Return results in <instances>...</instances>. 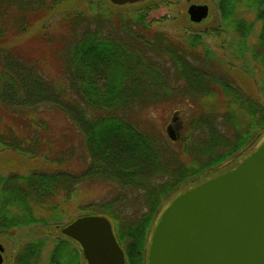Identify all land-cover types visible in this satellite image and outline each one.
Here are the masks:
<instances>
[{"label":"trees","instance_id":"16d2710c","mask_svg":"<svg viewBox=\"0 0 264 264\" xmlns=\"http://www.w3.org/2000/svg\"><path fill=\"white\" fill-rule=\"evenodd\" d=\"M66 2L0 0V147L50 158L54 167L0 173V236L37 224L56 226L60 209L82 184L108 183L122 192L114 200L133 204L136 196L142 212L127 222L130 217L112 210L114 200L84 209L111 220L127 264H146L151 226L167 204L231 169L264 132V0H216L222 25L238 37L228 46L229 56L222 51L217 55L199 34L174 38L150 32L146 7H157L154 3L128 17L118 15L113 23L108 0H84L90 14L69 10ZM241 8L258 21L256 41L250 46L247 38L254 22L237 16ZM60 9L54 25L66 32L53 35L46 22ZM33 28L37 30L28 38L31 44H53L52 71L42 48L26 52L15 43ZM248 59L256 67L255 94L243 89L251 74ZM232 60L241 68L232 67ZM233 69L241 76L239 82L233 80ZM162 102L192 110L188 132L196 136L182 153L171 150L159 134L133 123V109ZM41 110L61 113L81 136L87 160L77 172L63 168L67 151H52L54 131L38 116ZM189 154L190 160L184 161L182 156ZM45 246L44 238L26 239L16 264H41ZM69 248L67 240L58 239L48 261L77 264L78 251Z\"/></svg>","mask_w":264,"mask_h":264},{"label":"water","instance_id":"95a60500","mask_svg":"<svg viewBox=\"0 0 264 264\" xmlns=\"http://www.w3.org/2000/svg\"><path fill=\"white\" fill-rule=\"evenodd\" d=\"M122 6L140 0H108ZM199 23L208 6L191 4ZM168 138L176 140L173 123ZM76 241L87 264H125V256L102 215L77 217L61 228ZM3 247L0 245V264ZM147 264H264V141L233 168L171 200L153 228Z\"/></svg>","mask_w":264,"mask_h":264},{"label":"rangeland","instance_id":"374dc122","mask_svg":"<svg viewBox=\"0 0 264 264\" xmlns=\"http://www.w3.org/2000/svg\"><path fill=\"white\" fill-rule=\"evenodd\" d=\"M151 3L157 4V7L147 10L146 4L151 5ZM190 4L208 5L209 13L207 17L200 23H193L189 20L187 7ZM65 6L69 10L83 9L87 11V14L91 13L87 10L84 0H67ZM143 6L146 7L147 14L145 21L150 25V32L161 31L174 38H185L186 36L192 34H199L198 36L202 39L204 44L209 46L210 49L217 55H220V52L222 51L224 55L227 54V56H229L230 51L227 50L228 46H233L235 43H237L238 37L236 36L234 29L232 30V28H230L228 25L227 26L229 28L227 26H223L221 20L219 19L216 0H140L136 3L125 4L122 6L111 5V8L108 9V12L112 14L113 17L108 19H110L113 23L117 22V19H115L114 17L118 15L128 17L130 15H133V13L140 11ZM58 11L59 12H56V14H54L46 22L48 25L51 24L49 32H52L53 35H62L66 32L64 27H61V29H59L56 25H54L58 20H60L61 17V9ZM237 16L243 17L245 18V20L254 22V29L251 33H249L247 38V43L249 46L254 44V42L256 41V33L258 30V21L255 18V14L251 11H246L241 8L237 11ZM107 23L109 25L111 24V22ZM219 26L223 27L222 32H220ZM36 30L37 29L33 28V30L29 31L28 33L17 36L14 39L15 43H19L20 46H22V50L26 52L30 51V48H33V50L39 47L42 48L43 51L46 52L44 62L46 64H49L47 68H49V71H52L51 64L53 62L50 61L53 58L49 55V51L53 47V44H45L42 42H40L41 44L38 45L31 44L32 40H29L28 38L32 36ZM200 50L202 49L200 48ZM251 61V59H248L247 62L250 65L246 64V70L251 73L250 75H248L249 77H247L249 79L247 81L248 87L244 86L243 89L250 94H255L259 92V86L257 83V77L254 75V72L256 70V67H254L255 63H252ZM241 66V63L232 60V67L239 69L241 68ZM231 72L233 73V80H235V82L238 80L239 82V78L241 76L239 77V75H237L235 69H233ZM253 96L255 97L257 95ZM191 113L192 110L190 111V108H187L185 110V108L178 102L170 104L162 102L160 103V105L158 104L154 107L149 106L145 110H137L136 107L135 109H133V114H131V117L133 118L134 124L141 128H146L148 132L159 134L161 137H163V140H165L171 150L177 153H182L183 146L187 143V141L193 144L194 137L196 136L194 135L191 138L192 133L188 132V128H190L189 119ZM38 116L47 121L52 132L54 131L52 138L55 140V142L51 143L52 151H67V165H63V168L73 172H77L78 170H80L86 163L87 159L86 157H83L84 148L81 136L73 129L72 124H70V122H68L61 113L55 110H41ZM173 116L177 117V120L174 124L176 130V140L173 142L174 144H170L169 142H167V140L169 139L166 134V126L171 124ZM17 131L21 133V129ZM187 133H189V137L185 139L184 135ZM263 141L264 132H262L261 135L255 139L252 145L244 153V156L255 150ZM190 158L191 154L182 156V159L184 161H189ZM239 161H237V163ZM52 168L54 167L53 162L52 160H50V158L46 159L42 156L31 158L29 156L20 155L15 151L0 147V173L2 174H6L9 172L23 173L32 169L48 170ZM119 195H122V192L119 189H115L108 183H100L96 181L86 182L85 184H82L78 188L77 192L74 193L70 201L62 209H60V221L58 225L55 226V224L51 223L47 226H41L37 224L18 229L14 231L12 235L0 236V245L3 247V261L1 264H16V259L18 257L17 254L21 247V244L24 243L26 239L34 237H40L46 240V246L40 260L41 264H52L48 261V251L53 249L55 241L62 238L70 243L71 248L69 249H71L72 251H78V257L75 260L77 261V264H86V261L81 255V250L78 244L64 237L61 234L60 229L76 217L89 215L87 213H92L89 209H84L87 204L94 203L96 205H100L103 202L114 200ZM125 203L126 202H124V204ZM141 205L142 202L138 200L136 196H133V204L126 203V205H121L120 201L117 202L116 200H114L112 210L119 212L121 215H127L131 218L127 220V222H131V220L133 221L134 216L137 213L142 212V210H140ZM90 209H94L95 212L97 211L95 208ZM157 221L158 220H155V222H153L154 226L156 225ZM153 225L151 226L152 231L154 228ZM151 230L148 236V240L150 239V236L152 234ZM125 264H127L126 258Z\"/></svg>","mask_w":264,"mask_h":264},{"label":"flooded vegetation","instance_id":"af4514ba","mask_svg":"<svg viewBox=\"0 0 264 264\" xmlns=\"http://www.w3.org/2000/svg\"><path fill=\"white\" fill-rule=\"evenodd\" d=\"M206 5V4H205ZM208 6V5H207ZM188 8V7H187ZM209 8V7H208ZM175 123H173V128H174V130H175V125H174ZM175 133H176V130H175ZM166 134H167V132H166ZM79 217V216H78ZM77 218V217H76ZM75 218V219H76ZM109 221H110V223H111V220L108 218V217H106ZM74 220V219H73ZM72 220V221H73ZM71 221V222H72ZM70 223V222H69ZM111 226H112V230H113V225H112V223H111ZM61 230V229H60ZM61 232V231H60ZM113 233H114V230H113ZM114 235H115V233H114ZM65 237V236H64ZM66 238H68V239H70V240H72V241H74L73 239H71V238H69V237H66ZM115 238H116V236H115ZM117 239V238H116ZM75 243H77L76 241H74ZM78 244V243H77ZM78 246L80 247V245L78 244ZM80 250H81V248H80ZM81 255H82V251H81ZM82 257H83V255H82ZM84 259V258H83ZM85 260V259H84ZM87 264V263H86Z\"/></svg>","mask_w":264,"mask_h":264}]
</instances>
